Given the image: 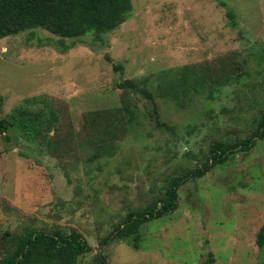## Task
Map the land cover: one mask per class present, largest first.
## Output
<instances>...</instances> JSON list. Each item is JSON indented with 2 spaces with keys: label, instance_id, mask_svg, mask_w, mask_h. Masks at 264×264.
Instances as JSON below:
<instances>
[{
  "label": "rangeland",
  "instance_id": "374dc122",
  "mask_svg": "<svg viewBox=\"0 0 264 264\" xmlns=\"http://www.w3.org/2000/svg\"><path fill=\"white\" fill-rule=\"evenodd\" d=\"M132 4L118 29L63 39L66 51L43 29L0 40V120L9 125L0 131V261L32 229L82 234L92 250L78 264H264V140L185 183L178 209L141 227L138 249L136 235L101 246L264 115V0ZM207 65L230 76L212 96L211 87L181 101L160 94L180 69ZM124 80L154 98L120 89ZM104 114L121 130H94Z\"/></svg>",
  "mask_w": 264,
  "mask_h": 264
},
{
  "label": "trees",
  "instance_id": "16d2710c",
  "mask_svg": "<svg viewBox=\"0 0 264 264\" xmlns=\"http://www.w3.org/2000/svg\"><path fill=\"white\" fill-rule=\"evenodd\" d=\"M132 0H0V40L8 36H16L27 31L43 29L60 37L63 50L69 47L63 39L77 40L89 34L101 36L111 33L126 23L132 16ZM231 18L233 15L229 14ZM72 46H75L72 43ZM108 60L109 57H107ZM122 66L115 67L122 70ZM214 74V76H213ZM230 76L213 73L210 66L184 67L177 71L169 86L162 87L160 94L183 100L190 92L216 89L227 82ZM120 89H130L141 92L147 98L154 96L147 89H141L132 80H124L118 84ZM213 91L209 94L212 96ZM101 114V113H100ZM125 114L132 122L134 113L126 107ZM17 122V119L15 120ZM12 121V125L16 122ZM102 121V122H101ZM100 122V123H99ZM92 127L98 131L99 126L104 134H116L121 130L120 120L116 116L106 114L94 118ZM103 124V125H102ZM0 131L8 132L7 120H0ZM259 140H264V115L258 121L254 133L244 140L233 144L219 143L212 147L210 157L202 167L196 168L184 175L172 179L165 197L151 202L142 212L130 213L124 224L117 226L106 237L101 246H106L114 239H123L136 235L135 248H139L141 227L154 220L164 217L178 209V191L191 179L202 178L217 164L225 163L236 149L248 152ZM15 250L0 261V264H78L82 255L89 253L92 247L78 231L65 233L56 230L52 233L27 229L15 239ZM256 245L264 249V224L261 226ZM98 264H106L98 258Z\"/></svg>",
  "mask_w": 264,
  "mask_h": 264
}]
</instances>
